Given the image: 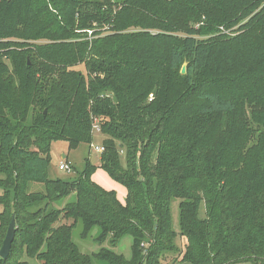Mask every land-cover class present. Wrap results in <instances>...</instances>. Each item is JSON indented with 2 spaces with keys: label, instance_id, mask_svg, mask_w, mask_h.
Segmentation results:
<instances>
[{
  "label": "trees",
  "instance_id": "1",
  "mask_svg": "<svg viewBox=\"0 0 264 264\" xmlns=\"http://www.w3.org/2000/svg\"><path fill=\"white\" fill-rule=\"evenodd\" d=\"M95 119L100 165L51 178ZM0 189V264H264V0H0Z\"/></svg>",
  "mask_w": 264,
  "mask_h": 264
},
{
  "label": "rangeland",
  "instance_id": "2",
  "mask_svg": "<svg viewBox=\"0 0 264 264\" xmlns=\"http://www.w3.org/2000/svg\"><path fill=\"white\" fill-rule=\"evenodd\" d=\"M221 31L227 33L223 28H221ZM81 70L84 71L83 69ZM150 99H153V96H151ZM97 122L99 123V120L96 121L95 123ZM93 137L94 138L91 144H81L75 150H70L68 143L65 141L53 142L51 145V153H50L51 164L49 166V176L53 179H61L70 182V181H74L78 177V175L85 169L87 163L90 162L91 164L97 165L96 163L99 162L100 165L101 154H99L92 146H101L104 137L101 131H96V130H94ZM64 157H67V159H65ZM64 162H67V164L71 167V171H62L59 169L60 164ZM94 180L102 188L114 192L116 197L122 203L126 202L127 191L125 187L120 183H118L117 181L113 180L104 169L101 168L96 169ZM41 189L42 187L40 185L33 184L31 191H38ZM2 194L3 192L0 189V195ZM179 204H180V200L178 199L174 200L171 205V212L173 218V226L175 231L178 233L176 243L181 249H183L186 245V239L185 237H182L179 234L180 233ZM3 213H4V206L0 203V217L2 216ZM199 215L200 217H205L204 204L201 205ZM5 231L6 228L1 232L2 237H4ZM77 232L78 231H75L73 239L76 242V244L82 249L83 252L90 254L92 252L99 251L100 249L99 245L95 244L92 240L86 242L82 241L79 238ZM97 232L98 229H95L92 233L93 236H95ZM131 245H132V238L126 237L121 241L118 247L111 248L108 245H106V247L112 249L114 252L118 254L124 255L126 258H130ZM28 260L30 264H40V262L36 260H31V259ZM162 264H183V263H181L178 254L177 255L169 254L162 261ZM243 264H253V263H243Z\"/></svg>",
  "mask_w": 264,
  "mask_h": 264
},
{
  "label": "water",
  "instance_id": "3",
  "mask_svg": "<svg viewBox=\"0 0 264 264\" xmlns=\"http://www.w3.org/2000/svg\"><path fill=\"white\" fill-rule=\"evenodd\" d=\"M181 73L182 74L186 73V66H183ZM16 229H17L16 219L15 216H13L10 225L8 227L5 239L3 241L2 247L0 249V257L4 260L7 259L8 256L10 255L12 244L15 239Z\"/></svg>",
  "mask_w": 264,
  "mask_h": 264
},
{
  "label": "built area",
  "instance_id": "4",
  "mask_svg": "<svg viewBox=\"0 0 264 264\" xmlns=\"http://www.w3.org/2000/svg\"><path fill=\"white\" fill-rule=\"evenodd\" d=\"M98 121V119H95V122ZM94 122V127H93V131L96 130V131H101L100 130V125L99 123H95ZM99 154L103 153L104 152V147L102 146H92ZM59 169L62 170V171H71V167L66 164V163H62L60 166H59Z\"/></svg>",
  "mask_w": 264,
  "mask_h": 264
},
{
  "label": "crops",
  "instance_id": "5",
  "mask_svg": "<svg viewBox=\"0 0 264 264\" xmlns=\"http://www.w3.org/2000/svg\"><path fill=\"white\" fill-rule=\"evenodd\" d=\"M65 159H67V157L65 158ZM64 163H66L67 164V162H64ZM62 164V163H61ZM60 164V165H61ZM97 165L96 166H99V162L98 163H96ZM95 175V174H94ZM93 180H94V176H93ZM95 181V180H94ZM96 182V181H95ZM127 191V190H126Z\"/></svg>",
  "mask_w": 264,
  "mask_h": 264
}]
</instances>
